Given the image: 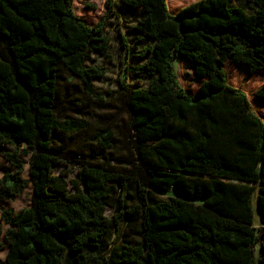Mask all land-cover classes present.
<instances>
[{
    "label": "trees",
    "instance_id": "1",
    "mask_svg": "<svg viewBox=\"0 0 264 264\" xmlns=\"http://www.w3.org/2000/svg\"><path fill=\"white\" fill-rule=\"evenodd\" d=\"M114 1L88 26L72 0H0V147L13 168L0 199L31 189L27 208L0 209V264H264V121L223 68L264 72V0H199L174 15L165 0H120L150 42L131 68L148 84L102 91L114 112L86 152L71 151L67 139L89 123L62 112L58 86L98 96L93 80L107 69L86 61L108 47ZM177 57L202 80L196 95L179 85ZM255 96L264 101V82ZM121 225L136 227L135 243L118 240Z\"/></svg>",
    "mask_w": 264,
    "mask_h": 264
},
{
    "label": "rangeland",
    "instance_id": "2",
    "mask_svg": "<svg viewBox=\"0 0 264 264\" xmlns=\"http://www.w3.org/2000/svg\"><path fill=\"white\" fill-rule=\"evenodd\" d=\"M196 1L199 0H165L169 15H174L181 8ZM232 5L238 7L242 6L237 1H233ZM72 9L74 15L79 17L86 25L93 26L105 14L106 0H72ZM113 10L115 14L109 16L105 30V38L108 41V47L103 54H90L86 61L87 66L107 69L106 73L101 78L93 80V85L98 89L96 91L98 96H81L79 91L74 90L72 86H68L63 82L58 86V98L62 104V112L70 118L84 120L89 123V127L86 128L85 131L76 132L74 135L70 136L72 139H67L66 144L71 151L86 152L85 143L91 142L90 137L93 133V126L102 119L100 117H109V115H112L114 112L113 106L111 107V102L107 100V97L103 95L102 91L115 89L119 82H125L129 86H147L148 84V78L134 76L131 73V68L140 64L139 59L133 57V55L150 44V42L143 40L133 29L140 17V12L139 10L125 8L120 0L114 1ZM186 63L187 62L182 57H177L172 61V66L179 85L187 94L196 95L198 86L202 80H199L193 75ZM223 68L227 75L228 84L245 94L254 112L264 121V101L258 100L255 96L257 90L264 82V72L257 71L250 74L245 66L233 65L228 61L224 63ZM101 97H103V99H101ZM77 98L83 100L82 111H77L75 107H69V102ZM120 121H116L115 131H119L117 128L121 123ZM11 151V147H0V178L4 173L13 171V168L5 162L2 156L3 153ZM18 157L25 164L21 177L28 180L26 165L28 157ZM62 167L63 166L58 165L55 166V172L62 169ZM73 177L74 173L66 176V180L72 179ZM68 190L71 191L70 186ZM30 194L31 189L30 185H28L22 193L13 200L3 201L0 199V209H11L13 212H18L23 208H27L30 204ZM172 195V193H167L159 196L161 198H167ZM194 203H200V201H195ZM252 210L253 225L258 226L260 216L256 210L254 200L252 201ZM111 212L112 211L108 209L106 215L110 216ZM2 228L5 230L6 225L2 224ZM121 239L135 243L138 239L136 227L131 229L128 225H121L118 240ZM3 241L2 237V242ZM4 252H0V260Z\"/></svg>",
    "mask_w": 264,
    "mask_h": 264
},
{
    "label": "crops",
    "instance_id": "3",
    "mask_svg": "<svg viewBox=\"0 0 264 264\" xmlns=\"http://www.w3.org/2000/svg\"><path fill=\"white\" fill-rule=\"evenodd\" d=\"M6 228H7V226H6ZM3 240H4V239H3ZM0 242L3 243V244H5L4 241L2 242V236L0 237ZM4 251H5V252H4ZM0 252H4L3 255H2V259L0 260V262H3L4 257H5L6 252H7V247H6V245H4V248H3L2 250H0Z\"/></svg>",
    "mask_w": 264,
    "mask_h": 264
}]
</instances>
